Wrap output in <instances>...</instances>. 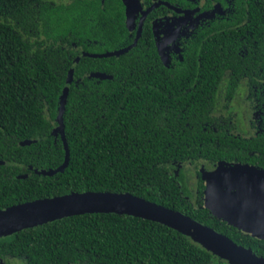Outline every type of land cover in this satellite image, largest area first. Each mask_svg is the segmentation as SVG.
I'll return each instance as SVG.
<instances>
[{"label":"trees","instance_id":"obj_1","mask_svg":"<svg viewBox=\"0 0 264 264\" xmlns=\"http://www.w3.org/2000/svg\"><path fill=\"white\" fill-rule=\"evenodd\" d=\"M124 5L0 0V209L73 191L130 192L264 256V239L206 207L202 183L191 196L180 166L237 154L210 144L213 134L204 130L215 88L207 99L211 87L196 91L190 68H160L154 47L143 41L121 55L84 54L129 46ZM262 57L264 66V46ZM72 67L64 113L69 160L63 170L45 174L41 170L66 162L65 142L54 129ZM195 120L193 129L186 125ZM0 257L26 264H230L165 224L110 212L67 216L0 237Z\"/></svg>","mask_w":264,"mask_h":264},{"label":"flooded vegetation","instance_id":"obj_2","mask_svg":"<svg viewBox=\"0 0 264 264\" xmlns=\"http://www.w3.org/2000/svg\"><path fill=\"white\" fill-rule=\"evenodd\" d=\"M133 8L129 43L136 40L154 47L159 67L164 70H192V84L209 86L216 102L203 121L204 130L213 134L209 143L237 154L215 162L189 161L180 164L184 172H194L203 184V172L215 170L221 162L228 166L243 165L248 173L264 171V6L262 0H140ZM125 15H126V5ZM142 26L140 25L144 12ZM141 26V30L139 31ZM139 36V37H138ZM135 45V46H136ZM133 48V47H132ZM131 48V49H132ZM238 54L243 63H237ZM158 65V64H157ZM202 92H205L202 90ZM196 101L197 96L192 98ZM192 115L198 113L193 108ZM197 120L187 122L193 129ZM252 179L251 174L245 175ZM247 179V178H246ZM251 180V185H253ZM254 186V185H253ZM251 186V188H253ZM250 188V189H251ZM251 192L250 190H248ZM255 192V189L253 190ZM24 259L10 257L0 264ZM78 264V263H76Z\"/></svg>","mask_w":264,"mask_h":264},{"label":"water","instance_id":"obj_3","mask_svg":"<svg viewBox=\"0 0 264 264\" xmlns=\"http://www.w3.org/2000/svg\"><path fill=\"white\" fill-rule=\"evenodd\" d=\"M122 1L126 5L127 24L129 26L132 20L133 8L140 4V0ZM147 13L148 11L144 12L140 22L141 26ZM141 26L139 31L141 30ZM136 43L137 40L127 47L100 54L89 52H84V54L100 57L121 55L134 47ZM94 75L97 77H109L108 74L102 72H96ZM73 77L74 67L69 71L67 83L60 98L57 117L58 126L54 129V134L58 135L60 133L65 142L67 148L66 162L56 169L41 170L45 174H54L63 170L69 160L70 152L65 135L64 113ZM241 167L245 169L243 165L228 167L225 162L219 164L215 171H213V178L216 177V186L212 191L215 190L217 192H214L216 200L218 198L224 209L220 211L213 210L210 208L207 198L205 205L219 218L226 220L249 234L264 239V194L261 195L259 192L252 194L249 192L248 189L250 188L251 181L250 179H246V177L244 180L245 185L233 191L225 190V184L222 185L223 179L228 177L229 174L235 176L242 174L244 171L235 169H241ZM240 177L243 178V176H239L238 178ZM203 178L210 180L205 174ZM228 178H226V181ZM262 183L264 184L263 181ZM99 212L128 214L160 222L185 234L194 242L202 245L230 264H264V256L257 254L249 247L238 244L214 227L204 224L182 211L172 209L130 192L73 191L71 193L38 198L11 205L0 209V237L9 236L23 229L43 225L67 216ZM230 216L232 219L228 218Z\"/></svg>","mask_w":264,"mask_h":264},{"label":"rangeland","instance_id":"obj_4","mask_svg":"<svg viewBox=\"0 0 264 264\" xmlns=\"http://www.w3.org/2000/svg\"><path fill=\"white\" fill-rule=\"evenodd\" d=\"M56 1H68V0H56ZM228 167H231V166H228ZM235 169L241 170L244 172H242V174H240L238 176H235L233 174L232 175L229 174V176H228L229 178L226 177V178H228L227 181H226V178H224L222 185L225 184V190L233 191L234 189L239 188L240 186L243 187L245 185V183H244V180L246 177L245 175L249 176L251 174L252 179H250V181L253 180V184H254V186L250 185V188H251V186H253V188H251V189L249 188L251 193L254 194V193L259 192V194H261V195L264 194V184L262 183V181L264 182V171L254 170L252 173H250V172L248 173V172H245L247 170L242 169V167H241V169H238V168H235ZM213 171H215V170H206L205 172H203V175L205 174L207 178H210V180L205 179L206 180V189L205 190H207V191H205V193H206L205 194V200L207 198V201H208L210 208H212L215 211H220V210H223L224 207L221 205V202L218 200V198H217L218 201L216 200V197L214 194V192H216V191L215 190L212 191L213 189H215L214 187L216 186V177L213 178ZM241 171H237V172H241ZM239 176H243V178L242 177L238 178ZM186 178H187V183H188V188L190 190V194H191V196H195L196 191H197V182H196L197 178L194 175V172H191V171H190V173L188 172ZM211 178H213V179H211ZM246 178L249 179L248 177H246ZM254 189H255V192H253ZM205 203H206V201H205ZM229 210H230V208H229ZM227 215H229V214L227 213ZM228 218L232 219L231 216ZM9 264H18V263L11 261V262H9Z\"/></svg>","mask_w":264,"mask_h":264}]
</instances>
